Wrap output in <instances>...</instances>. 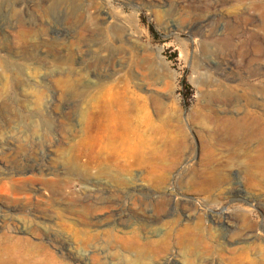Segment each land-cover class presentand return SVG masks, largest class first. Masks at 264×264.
<instances>
[{"label": "rangeland", "instance_id": "1", "mask_svg": "<svg viewBox=\"0 0 264 264\" xmlns=\"http://www.w3.org/2000/svg\"><path fill=\"white\" fill-rule=\"evenodd\" d=\"M107 90L136 99L135 140L159 160L89 148ZM244 146L262 166L231 157ZM119 189L135 192L108 203ZM93 208L91 234L200 225L189 248L172 237L145 264H264V0H0V264H124L121 245L77 222Z\"/></svg>", "mask_w": 264, "mask_h": 264}, {"label": "bare ground", "instance_id": "2", "mask_svg": "<svg viewBox=\"0 0 264 264\" xmlns=\"http://www.w3.org/2000/svg\"><path fill=\"white\" fill-rule=\"evenodd\" d=\"M85 23H83V25H81L82 29H85L87 27L85 25ZM99 25L100 24L93 25L94 30L91 31V33L95 36V38L97 40L99 38L101 39L103 37V35H104L103 34L104 33V28L102 26H99ZM136 102H137L136 99L134 97L128 95L127 92H125V93H123L122 95L119 96L117 94L113 95V94H111V90H107L105 96L98 97V99L96 101L95 108L92 109V111L90 112V114L88 116V124H87V132L92 134V136L89 137L90 138V142L92 144L89 148H91L92 151H93L92 147H94V144L96 142H98V145L100 147L99 153H105L106 152L108 154L109 151L115 153V152H118L120 148L121 149L123 148L125 154H129L131 157L132 156H136L137 158H141V160H142V158H147V159H149V161L151 159H153V160L158 159L159 160V158H161L160 157L161 156V151L159 149H156L155 147L150 146L151 143H148V141H151V140L147 141L141 134L139 135L138 139L135 140V135L137 134V128L139 127V125L136 123V114H137V111H138V106H137ZM224 120H227V119H224ZM197 122H199L200 124L204 125L203 117H198ZM161 126H163V125H161ZM153 128H155V127L153 126V124L151 122H149L147 124V129L149 131H153ZM93 132H95V134H93ZM212 141H214V140H212ZM225 146L226 145L224 144L223 141H217L215 143V147H213V148H216V147L217 148L218 147L219 148H221V147L223 148ZM242 148H243V150L244 149L246 150V152L244 154L240 155L239 153H241V151L239 153H237L236 150H234L232 153H230L231 157L234 158L237 161L239 160L240 163H244L245 161L246 162L250 161L252 163H249V164H251V165L253 164L255 167L262 166L263 162L261 161V156L252 157L250 155L251 152L248 151L249 150L248 147L244 146ZM213 154L214 153L210 149V153H207L206 156H208V158L211 159L212 157H214ZM227 154H229V152H227ZM101 156H102V154H101ZM106 156H110V155H106ZM103 160H105V159H103ZM110 162H112V161H110ZM154 162L150 163V165H151V173H153L154 172V168H156V166H158L157 165L158 163H154ZM105 163H104V165H105ZM142 164H144V163H142ZM100 173L103 176L106 175L107 178L110 179V180L109 179H107V180H109V182L113 183L116 187L117 186H123L124 187V185L127 184L126 181L124 180L125 178L120 179V177H117L118 175L117 176L116 175L115 176L109 175V174H107V172L105 173L104 170L101 171ZM111 173H113V172H111ZM102 175H101V177H103ZM150 177H151L150 178V182H152L153 184H159V183L162 182L161 179L154 178V177H152V175ZM103 178L105 179V177H103ZM131 179H133V178H131ZM11 181H13L12 182L13 183L12 186L10 185L11 188H13V191H17V190L21 191V192L24 191V184H25L26 181H24L21 178L20 179H12ZM215 181H216V177H214V176L209 177V178H207L205 180H201V181L199 180V185L201 184V190H205L206 191V190L210 189L215 184ZM125 190L124 189L116 190V195H114L113 197L112 196L110 197V195H109V198H110L109 200L110 201L108 203H115L116 202L119 205L120 202L123 200V197L126 196V194L131 195V194H133L135 192L134 190L133 191L124 192ZM108 191H109V189L105 188V192H108ZM15 194L17 195L18 193H15ZM139 194L140 195L144 194V192H139ZM106 197H107V195H106ZM96 211L97 210L95 208H93V209L87 211L86 213H79L78 216H76V219L78 218L77 222L82 224V226L86 230V232L85 231L84 232L87 235H90L91 232L96 231V230H91V229H93V227H95V224L99 223L98 220H97V217L95 216ZM115 214H118V212L115 213ZM120 215L121 214H118V216H120ZM130 216H131V214H130ZM26 221H28V220H26ZM15 228H16L17 231L21 230L18 227V224H16ZM139 230H140V232H142L141 229H139ZM119 231H121V230H119ZM201 231L202 230H201L200 225L198 223H195L193 225H191V224L185 225L181 229H178L176 232H171V231L166 232V233L162 232V235L160 236V238L159 237H158L159 239L156 238L157 240L150 239L149 233L146 231V229H144L143 233H141L142 237H140V235L138 236L134 232V230L132 232H130V233L128 232L129 233L128 235H127V232L125 230V233H123V234H126L125 237H122L121 235L120 236H115L116 232L113 229H111V231H109V232L94 233V234H91V235H93V237H94V235L99 236V234H103V235L105 234L109 240L112 239L113 242L115 241L118 245H121L122 246V250H123V252L121 254L124 253V257H123L124 260H125L124 264H145L141 260H144L148 255L153 253L157 248H160L162 246L166 247L169 244V241H170V239L172 237H173L174 240L177 241V243L179 245L185 244L184 248H185V246L189 248V246H191L195 241L200 239ZM113 233H115V235H113ZM153 235H155V234L153 233ZM76 238H78V237H76ZM85 238H87V237H84L83 239H85ZM87 239L89 240L90 238H87ZM97 239H98V237H97ZM112 240H111V242H112ZM108 242H110V241H108ZM105 255L109 256L112 260L117 259L118 256H119L118 252H116L115 250L112 251V252H108ZM130 258H133V260L130 259ZM121 262H123V261H121ZM11 264H18V262L12 261ZM162 264H172V263L167 261V262L162 263ZM185 264H193V262L187 261Z\"/></svg>", "mask_w": 264, "mask_h": 264}]
</instances>
